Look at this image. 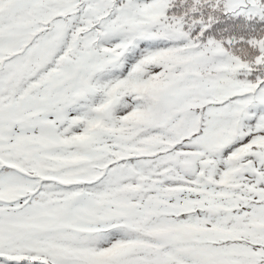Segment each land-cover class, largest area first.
<instances>
[{
    "label": "snow or ice",
    "instance_id": "obj_1",
    "mask_svg": "<svg viewBox=\"0 0 264 264\" xmlns=\"http://www.w3.org/2000/svg\"><path fill=\"white\" fill-rule=\"evenodd\" d=\"M0 264H264V0H0Z\"/></svg>",
    "mask_w": 264,
    "mask_h": 264
}]
</instances>
